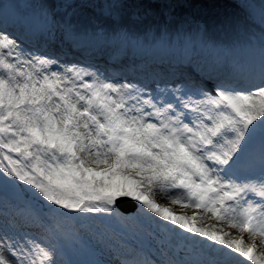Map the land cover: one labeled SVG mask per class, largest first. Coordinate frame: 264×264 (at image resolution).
I'll use <instances>...</instances> for the list:
<instances>
[{
    "label": "snow or ice",
    "instance_id": "6c2138e0",
    "mask_svg": "<svg viewBox=\"0 0 264 264\" xmlns=\"http://www.w3.org/2000/svg\"><path fill=\"white\" fill-rule=\"evenodd\" d=\"M241 6L0 0V264H264V0Z\"/></svg>",
    "mask_w": 264,
    "mask_h": 264
},
{
    "label": "rangeland",
    "instance_id": "374dc122",
    "mask_svg": "<svg viewBox=\"0 0 264 264\" xmlns=\"http://www.w3.org/2000/svg\"><path fill=\"white\" fill-rule=\"evenodd\" d=\"M145 2H148V0H145ZM151 2H168V0H151ZM170 2L177 5V7L173 9L174 16L191 17L201 20L209 26L212 25L205 21L208 17H211V22L214 24H219L230 18L241 21L246 20L247 14L241 6L244 0H170ZM250 2L258 5L260 0H250ZM164 19L165 17L161 15L160 20L163 21ZM161 195L162 194L159 192H154V198L157 202L161 205H167L169 203L168 200L162 199ZM172 207L176 212L181 209L182 211H180V213L187 212L189 215L192 214L193 211H198L197 209H185L183 205H173Z\"/></svg>",
    "mask_w": 264,
    "mask_h": 264
},
{
    "label": "water",
    "instance_id": "95a60500",
    "mask_svg": "<svg viewBox=\"0 0 264 264\" xmlns=\"http://www.w3.org/2000/svg\"><path fill=\"white\" fill-rule=\"evenodd\" d=\"M121 208L126 211V208L124 206H121ZM127 209L128 210L126 212H128L130 210H134L135 208L134 207H127Z\"/></svg>",
    "mask_w": 264,
    "mask_h": 264
},
{
    "label": "bare ground",
    "instance_id": "6f19581e",
    "mask_svg": "<svg viewBox=\"0 0 264 264\" xmlns=\"http://www.w3.org/2000/svg\"><path fill=\"white\" fill-rule=\"evenodd\" d=\"M186 209V208H185ZM180 211H182L181 209H180ZM180 211L178 210V213H180ZM205 222H207V221H205ZM242 234V233H241ZM243 235V234H242Z\"/></svg>",
    "mask_w": 264,
    "mask_h": 264
}]
</instances>
